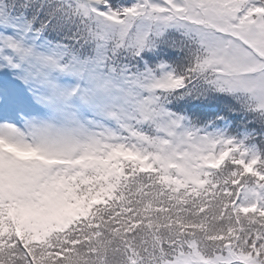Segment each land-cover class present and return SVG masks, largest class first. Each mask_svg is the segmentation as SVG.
Returning <instances> with one entry per match:
<instances>
[{
	"label": "snow or ice",
	"instance_id": "1",
	"mask_svg": "<svg viewBox=\"0 0 264 264\" xmlns=\"http://www.w3.org/2000/svg\"><path fill=\"white\" fill-rule=\"evenodd\" d=\"M0 264H264V0H0Z\"/></svg>",
	"mask_w": 264,
	"mask_h": 264
}]
</instances>
